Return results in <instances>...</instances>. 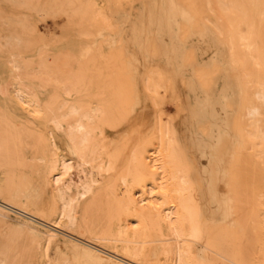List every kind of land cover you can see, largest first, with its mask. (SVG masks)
I'll use <instances>...</instances> for the list:
<instances>
[{"label": "bare ground", "instance_id": "6f19581e", "mask_svg": "<svg viewBox=\"0 0 264 264\" xmlns=\"http://www.w3.org/2000/svg\"><path fill=\"white\" fill-rule=\"evenodd\" d=\"M8 1L1 20L8 25L9 9L23 18L0 37L8 63L0 64V215L38 230L44 256L55 240L108 264H264V0ZM49 17L58 33L46 38L40 20ZM29 19L38 22V44ZM175 38L190 48L184 68L195 69L183 77ZM196 84L200 102L191 100ZM146 101L152 124L120 129ZM216 102L209 116L226 109L219 133L231 141L209 154L195 143L214 136L198 114ZM31 160L42 163L37 174L62 231L11 201ZM24 235L6 242L0 264H39Z\"/></svg>", "mask_w": 264, "mask_h": 264}, {"label": "rangeland", "instance_id": "374dc122", "mask_svg": "<svg viewBox=\"0 0 264 264\" xmlns=\"http://www.w3.org/2000/svg\"><path fill=\"white\" fill-rule=\"evenodd\" d=\"M2 5V6H1ZM9 7V1L8 0H0V37L7 32V28L11 22H13L16 19H22L23 16L18 14V12L14 9H9L12 17L8 20V25L7 23H4L1 20V17L3 16L4 12L7 10ZM170 8L172 9V13L176 18H180L181 11L178 7L175 5L171 4ZM179 9V10H177ZM40 19V18H39ZM175 23V21H173ZM30 23V28H37L38 22H36L35 19L31 20L29 19ZM35 23V24H34ZM59 21L57 18L54 17H49L48 19H41L40 20V30L41 33L44 37L48 38L51 36H55L56 33H58V26ZM35 28V29H36ZM177 28V27H176ZM175 28V30H177ZM34 29V39L35 43L40 42V36L39 34H36V30ZM176 37V36H175ZM2 39V38H1ZM214 44H218L221 46L220 40L215 37L213 39ZM175 61L177 64H175L174 68L178 70V76H185L187 73H193L195 69H187V66H185L181 63V59L190 51L189 47H184L182 43L178 40V38H175ZM223 46V45H222ZM180 47V48H179ZM224 47V46H223ZM186 49V50H185ZM196 50L203 55H206L210 52H205L203 51L200 47H196ZM225 53V50L220 47L217 48L212 54L215 56V59L217 61H220L223 58V55ZM3 54V53H2ZM1 54V55H2ZM202 54H199V59H198V67L201 68L205 66V63L207 64V59L206 57L202 56ZM4 61V62H3ZM48 62H51V59H48ZM0 64L6 65L8 64L5 57L2 55L0 57ZM154 66H160L161 62H154L152 64ZM193 70V71H192ZM15 81H10L8 88L10 90H13L16 86L17 83H14ZM13 84V85H12ZM15 85V86H14ZM197 85V84H196ZM190 85V95L192 102H200L202 93L201 91L197 88V86ZM218 89L219 92H225L226 89V84L224 83L223 80H218ZM215 105V106H214ZM212 107H209L208 109L202 111V113H197L198 114V119L200 122V127L205 126L207 124H210V127L213 130V138L208 141L204 142L200 139L196 140V144L203 146L209 154H213L217 148V145L221 141V145L224 148V146H228L230 144L231 139H221L222 135L219 133V131L224 127L225 125V120L227 116V111L226 109L220 108V110L217 112L218 116L217 118L209 116L210 113H212V109H216L217 107V102L214 103ZM167 109L169 114L171 113L174 114V110L170 105H167ZM218 109V108H217ZM210 110V112H209ZM216 111V110H215ZM141 115L139 116H132L133 122L130 127L125 126L120 129L122 130H130L133 127H149L152 122H153V115L151 114V107L149 103L146 101L145 105H143ZM223 117V118H222ZM208 121V122H207ZM210 121V122H209ZM203 124V125H202ZM215 129V130H214ZM217 138V139H216ZM126 147L130 145V142L127 140L125 143ZM202 144V145H201ZM228 148V147H227ZM255 160L251 161V166L250 168L253 169L254 166H256ZM27 166L25 171L23 172L22 179L18 181L17 184V192H14L11 197V201L19 206L27 209L31 213H35L37 215H41V218L45 221H47V225L49 227L55 228L57 230L62 231V229L57 228L53 226L54 221L57 220L56 216L50 215V209L53 204V199L50 194V191L48 189V186L44 180V178L37 174V172L42 168V163L38 160H31V161H26ZM255 164V165H254ZM74 165V166H73ZM29 167V168H28ZM71 168V173H72V179L75 182H78L80 180V171L78 167L75 165L73 162ZM2 171H0L1 174ZM211 177V182L212 184H219L220 179H219V172L216 170V165L214 162H212L211 167L209 168V173ZM239 189L240 191L244 189V191H241L242 193H245V196H250L252 192V188L246 185V183L243 184V182H240ZM248 186V189L246 188ZM251 191V192H250ZM6 196V195H5ZM8 197V196H6ZM4 217V218H3ZM7 226V227H6ZM17 227V228H16ZM28 230V231H27ZM25 233V235H24ZM27 233V234H26ZM25 236V243L31 242L33 246H38V250H35L37 254V257H35V261H39V264H45V261H48L47 264H108L105 260H94L93 256L90 253V250L87 247H82L81 249L74 248V247H68V245L63 244V242L55 241L52 240L48 245H47V250L46 256H44V251L43 248L45 247V242L44 239L42 238L41 233L34 229V228H26V226L22 223L20 219H13L10 216L7 215H0V250L4 251H9L8 245H6V242L10 238H16V237H23ZM38 236V237H37ZM41 236V237H40ZM39 238V239H38ZM42 238V239H40ZM42 241V242H41ZM157 244H151L150 247L152 248V252L156 253L157 250L155 249V246ZM61 246V247H60ZM64 247V248H62ZM68 247V248H67ZM60 250H59V249ZM62 248V249H61ZM66 248V249H65ZM59 250V251H58ZM71 250V251H70ZM83 250L85 252H83ZM103 251L110 253L108 251V248L103 249ZM61 257V258H60ZM65 259V260H64ZM94 261V262H93Z\"/></svg>", "mask_w": 264, "mask_h": 264}]
</instances>
